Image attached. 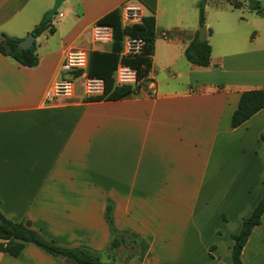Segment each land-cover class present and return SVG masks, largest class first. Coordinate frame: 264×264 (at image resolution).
<instances>
[{
  "label": "crops",
  "instance_id": "obj_1",
  "mask_svg": "<svg viewBox=\"0 0 264 264\" xmlns=\"http://www.w3.org/2000/svg\"><path fill=\"white\" fill-rule=\"evenodd\" d=\"M54 1L0 0V32L23 39ZM128 1L155 16L151 70L139 93L86 101L77 80L72 96L48 98L64 77V54L93 49L87 31ZM198 1L63 0L52 17L53 31L34 39L37 65L0 53L5 217L29 221L58 246L96 252H104L113 226L137 242L133 257L130 237L116 251L125 257L122 264H233L231 235L264 195V107L230 126L241 92L264 88V0L262 14L240 6L248 11L240 19L247 26L230 22L220 3L214 6V25L205 21L207 67L184 56L200 27ZM252 28L263 35L254 36ZM53 37L57 42L50 46ZM241 261L264 264V212ZM0 264L73 263L26 243L17 257L0 252Z\"/></svg>",
  "mask_w": 264,
  "mask_h": 264
},
{
  "label": "trees",
  "instance_id": "obj_2",
  "mask_svg": "<svg viewBox=\"0 0 264 264\" xmlns=\"http://www.w3.org/2000/svg\"><path fill=\"white\" fill-rule=\"evenodd\" d=\"M208 0H199L197 3L199 26L205 24V6ZM227 1L232 8H239L242 4ZM248 9L258 14L263 13L259 0H248ZM52 16L36 24L30 31L35 37L48 29L53 31L51 25ZM97 24L108 25L112 28L113 38L109 48L101 50L93 48L89 51L87 75L103 80L104 89L99 95L86 96V101L118 100L129 95L139 93L140 89L148 81V74L151 70L152 56L155 40V16L154 13L143 15L138 23L123 26L121 23L120 10L114 9L100 17ZM211 30L208 29V33ZM137 38L143 41L142 49L133 55H121L124 37ZM21 38L9 36L0 32V53L15 60L17 63L32 67L38 64L35 42L29 48L18 46ZM211 46L208 39H198L197 32L184 50V56L188 62L200 67H207L210 64ZM126 65L136 71V82L133 84H116L114 72L118 65ZM264 107V88L244 90L241 92L237 108L231 115L230 126L238 127L252 115ZM264 150V134L261 135ZM264 185V181H263ZM264 212V195L256 204L251 214L244 218L242 227L237 234L231 235L233 246L231 251L232 263L242 264V249L252 231V228L260 224ZM106 220L112 226L110 207L106 208ZM113 236L104 252H96L83 247L65 248L56 245L53 241L43 239L39 232L31 228L30 222H15L5 217L0 212V252L12 257L20 255L26 243H32L47 254L70 260L73 264H116L114 263L115 252L121 246H127L130 235L116 232L112 226ZM131 249L129 257L137 254V242L130 237ZM104 258L110 259L105 261Z\"/></svg>",
  "mask_w": 264,
  "mask_h": 264
},
{
  "label": "built area",
  "instance_id": "obj_3",
  "mask_svg": "<svg viewBox=\"0 0 264 264\" xmlns=\"http://www.w3.org/2000/svg\"><path fill=\"white\" fill-rule=\"evenodd\" d=\"M143 7L136 1L125 2L120 10L123 26L138 23L143 17ZM93 44H110L113 38L112 28L108 25L94 23L86 33ZM143 41L137 38L124 37L121 55H133L141 51ZM90 50H70L64 54L60 65L63 78L56 81L48 91V98L72 96L76 90L77 80L86 96L99 95L103 92L102 79L87 75L88 56ZM116 84H133L136 82V71L126 65H118L114 72Z\"/></svg>",
  "mask_w": 264,
  "mask_h": 264
},
{
  "label": "rangeland",
  "instance_id": "obj_4",
  "mask_svg": "<svg viewBox=\"0 0 264 264\" xmlns=\"http://www.w3.org/2000/svg\"><path fill=\"white\" fill-rule=\"evenodd\" d=\"M234 2H239V3H241V4H244V5H246L247 6V1L248 0H233ZM218 3H220L223 7H224V9L226 10L225 11V15H226V18L230 21V22H232V23H235V24H237V23H240L241 25H243V26H247L246 25V21L245 20H240L241 19V17H243V18H248L249 17V14H248V11L246 10V8L245 7H239L238 9H229V7H228V4H227V2L225 1V0H208L207 1V5H206V7H205V10H206V14H205V21H208V22H210L212 25H214V23H213V21L215 20V17H216V15H215V13H214V11H213V9H214V6L215 5H218ZM48 12V11H47ZM46 12V13H47ZM59 12V11H58ZM57 14L58 13H56V14H54L52 17L53 18H55V17H57ZM257 27V26H256ZM198 29H199V27L197 28V31H198ZM252 29H255L257 32V34L256 33H254V36H261V35H263V33H261L260 31H259V29L258 28H252ZM251 31L252 30H247V32H245V38H249V37H251V35H252V33H251ZM171 32H175V30H171ZM241 36H242V34H241ZM244 36V35H243ZM52 38V37H51ZM56 42H57V39H56V37H53V39H50L49 40V45L50 46H54L55 44H56ZM212 42H213V40H212ZM213 44H214V42H213ZM109 44H105V45H102V44H96V45H94L93 47L94 48H98V49H101V50H106V49H108L109 48ZM214 48H215V44H214ZM114 263H116V264H122L123 263V261H125V257H122L119 253H117L116 252V254H115V256H114ZM104 260L105 261H109L110 259H106V258H104Z\"/></svg>",
  "mask_w": 264,
  "mask_h": 264
},
{
  "label": "water",
  "instance_id": "obj_5",
  "mask_svg": "<svg viewBox=\"0 0 264 264\" xmlns=\"http://www.w3.org/2000/svg\"><path fill=\"white\" fill-rule=\"evenodd\" d=\"M63 0H55L52 7L48 10V12L45 14V19L53 16L59 9L61 3ZM207 33V26L206 24H203L199 27L197 31L198 39L203 40ZM35 36L32 33H29L27 36H25L23 39H21L18 43V46L20 48H29L34 43Z\"/></svg>",
  "mask_w": 264,
  "mask_h": 264
}]
</instances>
